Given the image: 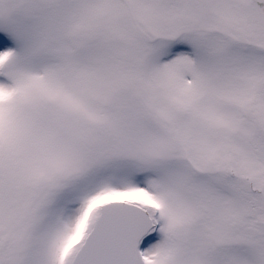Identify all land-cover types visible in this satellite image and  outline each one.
Wrapping results in <instances>:
<instances>
[{
  "label": "snow or ice",
  "instance_id": "snow-or-ice-1",
  "mask_svg": "<svg viewBox=\"0 0 264 264\" xmlns=\"http://www.w3.org/2000/svg\"><path fill=\"white\" fill-rule=\"evenodd\" d=\"M0 264H264V0H0Z\"/></svg>",
  "mask_w": 264,
  "mask_h": 264
}]
</instances>
